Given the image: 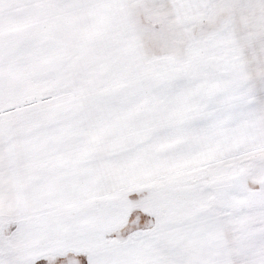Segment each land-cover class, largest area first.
<instances>
[{
  "label": "snow or ice",
  "instance_id": "obj_1",
  "mask_svg": "<svg viewBox=\"0 0 264 264\" xmlns=\"http://www.w3.org/2000/svg\"><path fill=\"white\" fill-rule=\"evenodd\" d=\"M0 264H264V0H0Z\"/></svg>",
  "mask_w": 264,
  "mask_h": 264
}]
</instances>
